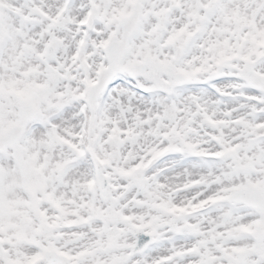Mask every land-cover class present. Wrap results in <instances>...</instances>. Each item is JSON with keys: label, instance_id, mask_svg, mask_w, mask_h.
<instances>
[{"label": "snow or ice", "instance_id": "obj_1", "mask_svg": "<svg viewBox=\"0 0 264 264\" xmlns=\"http://www.w3.org/2000/svg\"><path fill=\"white\" fill-rule=\"evenodd\" d=\"M0 264H264V0H0Z\"/></svg>", "mask_w": 264, "mask_h": 264}]
</instances>
